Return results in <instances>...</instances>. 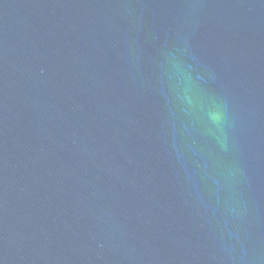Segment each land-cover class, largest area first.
<instances>
[{
	"label": "water",
	"instance_id": "water-1",
	"mask_svg": "<svg viewBox=\"0 0 264 264\" xmlns=\"http://www.w3.org/2000/svg\"><path fill=\"white\" fill-rule=\"evenodd\" d=\"M0 264H264V0H0Z\"/></svg>",
	"mask_w": 264,
	"mask_h": 264
}]
</instances>
